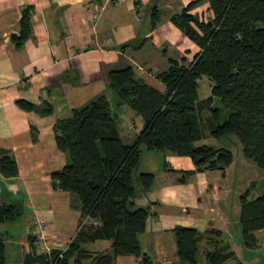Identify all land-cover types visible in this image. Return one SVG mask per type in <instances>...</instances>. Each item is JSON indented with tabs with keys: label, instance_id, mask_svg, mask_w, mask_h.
I'll list each match as a JSON object with an SVG mask.
<instances>
[{
	"label": "crops",
	"instance_id": "obj_1",
	"mask_svg": "<svg viewBox=\"0 0 264 264\" xmlns=\"http://www.w3.org/2000/svg\"><path fill=\"white\" fill-rule=\"evenodd\" d=\"M193 1L0 0V150L11 151L19 167L16 178L7 179L0 173V204L21 202L22 215L29 212L27 234L20 238L0 224L10 256L19 250L16 264H27L26 256L34 249L39 254L43 252L37 243L30 242L36 220L46 224L48 241L55 249L66 248L80 227L79 197L55 189L51 179L53 172L69 162L56 143L57 122L70 118L73 110L107 96L112 71L133 67L140 79L165 92L166 86L156 78L157 74L167 70L171 60H185L190 65L201 51L172 21ZM27 8L31 10L32 34L18 48L12 36H20ZM191 13L206 20L213 17L208 2ZM200 83L201 80L199 98H210L211 81L208 79L202 87L203 95ZM119 106L130 108L120 102ZM114 114L121 138L131 137L133 142L143 129L142 117L133 110ZM203 115L208 117L209 113ZM195 145L225 148L221 139L209 134ZM234 164L235 159L224 171L199 172L190 157L143 151L137 176L154 173L155 179L149 190L136 187L134 202L151 212L140 242L154 264H180L173 233L179 226L201 233L221 231L238 259L249 264L239 253L240 246L235 245L234 232L241 233L242 191L254 186V181L232 189L230 169ZM184 171L194 173L182 182ZM98 243L101 245L92 249ZM84 247L94 253H111L112 241ZM205 249L203 243V255ZM139 262L134 256L115 258V264Z\"/></svg>",
	"mask_w": 264,
	"mask_h": 264
},
{
	"label": "trees",
	"instance_id": "obj_2",
	"mask_svg": "<svg viewBox=\"0 0 264 264\" xmlns=\"http://www.w3.org/2000/svg\"><path fill=\"white\" fill-rule=\"evenodd\" d=\"M203 2L209 3L213 13L207 20L191 13ZM30 14V8L25 9L21 34L12 36L18 48L32 34ZM172 21L201 51L190 65L171 60L169 68L157 74L165 92L140 79L133 67L109 73L110 88L120 104H128L143 119V129L133 142L121 138L106 95L57 122L56 143L69 162L51 179L55 189L79 197L80 227L64 252L57 249L49 258L34 249L26 256L27 264H115L119 256L154 264L140 242L151 212L134 202L135 180L146 191L155 179L154 173L135 175L143 146L190 157L199 172L224 171L234 161L231 150L195 144L208 134L216 139L235 134L244 156L264 171V0H194ZM203 78L211 81L212 96L201 100L198 89ZM216 101L221 105L215 107ZM0 173L7 179L19 176L11 151L0 150ZM193 173L182 172L180 180L185 182ZM240 205L243 244L256 250V233L264 231V194L251 200L248 190L241 195ZM22 209L21 202L0 204V224L17 221ZM173 233L180 264H202L203 243L208 264H244L219 230L201 233L179 226ZM105 240L112 241V253H94L84 247ZM30 242L36 244L31 235ZM6 251L0 234V264H7ZM61 252L63 258L58 256Z\"/></svg>",
	"mask_w": 264,
	"mask_h": 264
},
{
	"label": "rangeland",
	"instance_id": "obj_3",
	"mask_svg": "<svg viewBox=\"0 0 264 264\" xmlns=\"http://www.w3.org/2000/svg\"><path fill=\"white\" fill-rule=\"evenodd\" d=\"M208 83V78H203L201 80V94L203 95V90L202 87ZM107 97L112 105L113 112H115L117 115H122L124 112L130 113L132 111L128 106H119L120 98L117 95V93L113 89H109L107 91ZM221 104L217 102L216 106H220ZM225 116V113H224ZM127 117V116H126ZM129 119L131 116H128ZM125 118V115L123 116ZM128 119V118H125ZM124 122V121H121ZM126 143L132 142V138L125 137L123 139ZM213 141V140H212ZM221 142L224 144L225 148L229 149L232 151L235 159V164L233 168L230 169V174H231V180H232V189L235 188L236 190L241 188L242 183L246 181H254V186L252 187H247L248 189L242 191L243 195L245 192L248 190L250 191V199L253 200L261 195L264 194V171L260 169L255 162L252 160L246 158L243 153V147L242 144L239 140V138L235 134H230L226 137L221 138ZM144 154L148 152V150L143 146L142 147ZM155 153H161V152H156ZM161 155V154H160ZM139 171V168L136 170L135 175H137ZM135 186H139L138 182L135 180ZM234 190V191H236ZM28 217H29V212L26 210L23 215L19 217V219L14 222V223H7L4 224L3 227H7L6 229H9L10 233L12 236L15 238H20L23 234H27V222H28ZM4 229H2L3 231ZM257 237H259V247L256 250H249L245 249V246L242 241V235L240 232H234V242L235 245H239L241 249H239V253L242 255L244 261L248 262L249 264H253V262H259L261 264H264V231H259L257 233ZM101 245V243L96 244V246H91L92 249L94 247H97ZM13 253H15V256L12 258L11 255V250L8 249L6 251L7 255V264H16L15 261H19V250H14ZM112 253V250H111ZM15 258L17 260H15ZM199 260L202 264H208L203 252L199 254Z\"/></svg>",
	"mask_w": 264,
	"mask_h": 264
},
{
	"label": "built area",
	"instance_id": "obj_4",
	"mask_svg": "<svg viewBox=\"0 0 264 264\" xmlns=\"http://www.w3.org/2000/svg\"><path fill=\"white\" fill-rule=\"evenodd\" d=\"M137 70L139 71H143L142 67H136ZM30 235L36 240V243L38 244V246L40 247V249L43 251V254H46L49 258L52 255V253L57 250L55 248H53L49 241H48V237L46 234V224L43 221L40 220H36L34 222L33 228L30 232ZM61 251H65L66 248L63 249H58ZM59 253V257L63 258L62 253Z\"/></svg>",
	"mask_w": 264,
	"mask_h": 264
}]
</instances>
